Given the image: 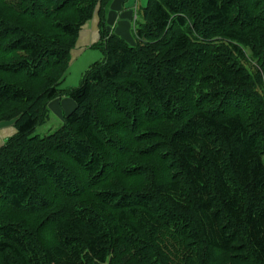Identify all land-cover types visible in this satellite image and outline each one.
<instances>
[{
	"label": "trees",
	"instance_id": "1",
	"mask_svg": "<svg viewBox=\"0 0 264 264\" xmlns=\"http://www.w3.org/2000/svg\"><path fill=\"white\" fill-rule=\"evenodd\" d=\"M112 1L0 0V264H264V0H148L135 46Z\"/></svg>",
	"mask_w": 264,
	"mask_h": 264
},
{
	"label": "crops",
	"instance_id": "2",
	"mask_svg": "<svg viewBox=\"0 0 264 264\" xmlns=\"http://www.w3.org/2000/svg\"><path fill=\"white\" fill-rule=\"evenodd\" d=\"M130 0H113L108 14V30L111 33L124 39L128 44L135 46L137 41L134 32V23L136 18L137 6L131 9L126 8ZM100 18L98 14L94 19L88 22L80 33L77 46L81 48L94 49L100 41ZM86 28V29H85ZM84 32V33H83ZM76 108L75 102L67 97L56 99L50 104V109L53 113L59 115L64 122V118ZM61 122V123H63Z\"/></svg>",
	"mask_w": 264,
	"mask_h": 264
},
{
	"label": "rangeland",
	"instance_id": "3",
	"mask_svg": "<svg viewBox=\"0 0 264 264\" xmlns=\"http://www.w3.org/2000/svg\"><path fill=\"white\" fill-rule=\"evenodd\" d=\"M147 3L148 0H130L126 5V8L131 9L137 6L136 18L138 15V22H140V13L143 8H145ZM103 59L104 56L100 49H90L85 47L81 48L76 44L71 52V66L66 76L65 82L61 86V89L68 91L74 88H78L81 85L84 74L90 69V67L96 62L102 61ZM61 122L63 121L59 117V115L51 111L50 120L46 124L39 126L32 135L46 136L47 134H49L52 128H58L59 125H61ZM16 135L17 129L13 121L0 123V148H2L8 140L15 137Z\"/></svg>",
	"mask_w": 264,
	"mask_h": 264
}]
</instances>
